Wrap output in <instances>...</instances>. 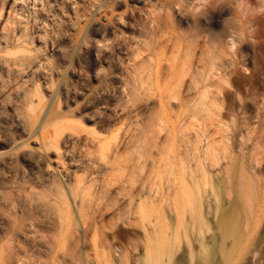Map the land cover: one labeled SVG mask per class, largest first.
<instances>
[{
	"label": "rangeland",
	"instance_id": "374dc122",
	"mask_svg": "<svg viewBox=\"0 0 264 264\" xmlns=\"http://www.w3.org/2000/svg\"><path fill=\"white\" fill-rule=\"evenodd\" d=\"M200 242L264 264V0H0V264Z\"/></svg>",
	"mask_w": 264,
	"mask_h": 264
},
{
	"label": "bare ground",
	"instance_id": "6f19581e",
	"mask_svg": "<svg viewBox=\"0 0 264 264\" xmlns=\"http://www.w3.org/2000/svg\"><path fill=\"white\" fill-rule=\"evenodd\" d=\"M20 125L21 126H23V123L20 121ZM44 173L45 174H50L51 172L47 169V168H45L44 169ZM47 176V175H46ZM198 242V241H197ZM213 242H215V241H213ZM213 242H212V244L210 245V246H208V247H206V246H203V244L200 242V247H201V250L199 251V258L200 259H203L204 260V264H216V261L214 260V256H215V251H216V247H215V245L213 244ZM170 253H171V251H170ZM164 255V254H163ZM192 255V254H191ZM154 256H156V254H154ZM158 257H160L161 256V254H160V256H159V254L157 255ZM167 256V255H166ZM170 256V255H169ZM196 256V255H195ZM218 256V255H217ZM152 257H153V255H152ZM158 257H155L156 259H154L153 258V260H155V264H162L160 261H159V258ZM158 258V259H157ZM197 258V257H196ZM178 259H176V260H174V261H172L170 258H169V260L167 261V263L166 264H178V261H177ZM201 261V260H200ZM199 261V262H200ZM180 263V262H179ZM218 264V263H217Z\"/></svg>",
	"mask_w": 264,
	"mask_h": 264
}]
</instances>
